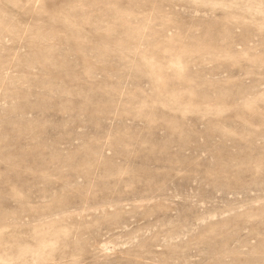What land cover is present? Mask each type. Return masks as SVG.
Wrapping results in <instances>:
<instances>
[{
	"label": "rangeland",
	"instance_id": "1",
	"mask_svg": "<svg viewBox=\"0 0 264 264\" xmlns=\"http://www.w3.org/2000/svg\"><path fill=\"white\" fill-rule=\"evenodd\" d=\"M0 264H264V0H0Z\"/></svg>",
	"mask_w": 264,
	"mask_h": 264
}]
</instances>
